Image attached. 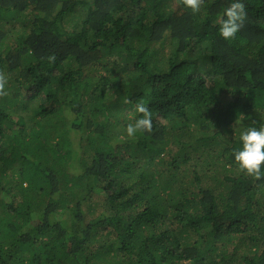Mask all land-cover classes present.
Wrapping results in <instances>:
<instances>
[{
	"label": "trees",
	"instance_id": "1",
	"mask_svg": "<svg viewBox=\"0 0 264 264\" xmlns=\"http://www.w3.org/2000/svg\"><path fill=\"white\" fill-rule=\"evenodd\" d=\"M243 2L224 40L229 0H0V264H264V177L231 155L264 123Z\"/></svg>",
	"mask_w": 264,
	"mask_h": 264
},
{
	"label": "clouds",
	"instance_id": "2",
	"mask_svg": "<svg viewBox=\"0 0 264 264\" xmlns=\"http://www.w3.org/2000/svg\"><path fill=\"white\" fill-rule=\"evenodd\" d=\"M179 3L195 14L200 12L204 0H179ZM246 16L243 0H229L219 17L218 35L224 40L233 39L244 26ZM4 88L5 79L0 76V94ZM134 111L140 115L125 127V133L131 139L153 128V113L145 102L136 103ZM231 155L239 171L257 179L264 177V123L253 122L242 128L238 133V146L233 148Z\"/></svg>",
	"mask_w": 264,
	"mask_h": 264
},
{
	"label": "rangeland",
	"instance_id": "3",
	"mask_svg": "<svg viewBox=\"0 0 264 264\" xmlns=\"http://www.w3.org/2000/svg\"><path fill=\"white\" fill-rule=\"evenodd\" d=\"M126 134V133H125ZM121 139H124V136H123V134L121 135ZM102 204V203H101ZM101 204L100 205H98V207H97V211L99 212V213H101V211L103 210V207H100L101 206ZM99 213H96V215H98ZM92 217H87L86 218V220L88 221L89 219H91Z\"/></svg>",
	"mask_w": 264,
	"mask_h": 264
}]
</instances>
